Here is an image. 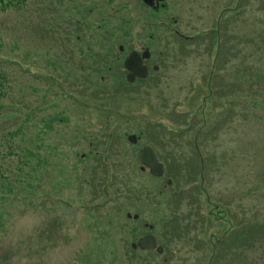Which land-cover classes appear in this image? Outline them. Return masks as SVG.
Wrapping results in <instances>:
<instances>
[{"label": "rangeland", "instance_id": "obj_1", "mask_svg": "<svg viewBox=\"0 0 264 264\" xmlns=\"http://www.w3.org/2000/svg\"><path fill=\"white\" fill-rule=\"evenodd\" d=\"M78 21L88 24L80 33ZM147 49L151 76L123 91L126 57ZM0 63L22 82L24 107L34 87L43 92L50 83L47 115L71 109L52 131L39 119L55 169L36 165L28 177L13 176L0 203V264H167L171 256L190 263L195 253H167L161 241L175 189L197 202L187 224L209 222L199 227L201 249L245 212L264 219L256 210L264 209V0H155L153 7L143 0H35L0 15ZM116 87L120 95L104 102ZM55 92L74 96L73 105L50 110ZM1 121L0 134L15 128ZM26 136L37 135L31 129ZM146 145L158 151L163 176L141 164ZM113 153L126 165L121 172ZM98 157L110 176L127 174L136 190L151 192L102 193L99 178L91 182L94 169L99 176L103 170ZM148 234L157 238L154 250L138 245Z\"/></svg>", "mask_w": 264, "mask_h": 264}, {"label": "trees", "instance_id": "obj_2", "mask_svg": "<svg viewBox=\"0 0 264 264\" xmlns=\"http://www.w3.org/2000/svg\"><path fill=\"white\" fill-rule=\"evenodd\" d=\"M31 1L35 0H0V15L16 9H27ZM75 24L77 28L79 27L78 33H80L84 27L88 26L85 21H78L75 22ZM226 33L227 32H225V34ZM27 85L30 86L29 82H27ZM130 87L133 88L135 86L129 83H126V85L122 84L123 91ZM22 88V82L17 81L13 71L0 63V123L2 122L1 120H8L5 123L13 121L14 123H12L10 127L12 125L15 127L9 129V131L5 133L1 132L0 134V203L6 198L5 193H10L13 190V176L24 174V178L25 175L28 177L30 175V172L27 171L28 167L34 173L33 168H36V165L37 170L39 167V169L44 172H46L50 166L55 169L56 165L50 161V155H48L49 151L46 150V144L43 143V139L46 138V131L39 134V123L42 118L40 124H42L43 129L52 131L55 125L59 126L60 123L68 120L67 112L71 110L69 106H62L60 112L47 115L45 106H49V102L51 101L46 102L47 99H49L47 96L49 93H46V91L52 89L50 83H48L47 87H44L43 92L41 90L39 91L38 85L34 87L33 89L36 95L33 98H29L32 105L24 107L21 103L22 97L26 95H21V91H23ZM105 92L106 98L102 99L104 102L115 101V97L120 95V91L117 87L113 90L107 89ZM50 94L52 93L50 92ZM37 96H39V98H37ZM55 97H57L58 101L51 104L52 107L50 110L60 107L62 101H64L63 103L69 102L73 105L74 96H68L63 92H55ZM78 101L79 100H75L74 108L76 109L81 105ZM23 111L25 120L20 118V113ZM35 128H37L36 132H34ZM31 129H33V133L37 136L28 138L26 135H29ZM105 137L106 140L109 141L113 139V137H110L108 134ZM14 138L15 140L13 141L12 139ZM152 140L153 137L149 141L152 142ZM110 147L113 148V146ZM117 154L118 153H113V155L109 156L111 157L110 159L115 161V173L116 171L121 172L122 167L126 168V165H123L124 162L118 159ZM96 160L97 162L99 160L103 170L100 171L101 176H99L96 169H94L91 182L94 184L98 177L101 181L99 187L102 193L106 192V190H103L104 187L118 188L116 192L115 189L110 192H112V194L121 193L123 196L125 195V198L133 194L142 196L151 192L147 187L145 189L139 188L136 190V187L133 186V181H131L127 174H121L120 179L118 176L114 175L115 173L110 176L107 166H103L102 157H98ZM199 165L200 174L204 175V164H202V166L201 164ZM97 169H100L99 165H97ZM123 173L126 172L123 171ZM172 181H175V179ZM183 191L185 190L181 189L177 192L175 189L173 192V197L178 202H175V204L172 202L169 203L174 207V213L172 212L169 218L164 222L161 241L167 253L172 251L171 253L173 254V252L177 250L180 257H182L181 253L185 247L186 250H190L193 254L195 253V258L190 259V263L189 260L186 261L183 258H179L178 263H176L177 261L171 256L170 262H167V264H173L174 262L175 264H179L181 260H183L181 264H232L233 259H237L239 264H259L257 259L261 258V254L258 252H264V219H260V213H254L251 214L250 217H247L245 212L244 220L240 221L238 225H232V228H229L230 230L228 229L226 232L222 233L217 242H207L201 249L200 245L195 244V242L199 240L198 237H200L201 233V231L199 232V227H204L206 224H209V222L205 220V218L200 220V218L196 217L198 221L195 222V225L192 226L187 224V222L192 221L194 217L192 212L196 211L197 202L189 200V196L183 194ZM112 194L110 193V196H112ZM256 210H259V212L264 211V209L261 210V208ZM185 211L187 212V216L184 214ZM183 224L185 226H183ZM198 251L206 253V256L202 259H198L199 257L196 255ZM130 252L133 254V249Z\"/></svg>", "mask_w": 264, "mask_h": 264}, {"label": "water", "instance_id": "obj_3", "mask_svg": "<svg viewBox=\"0 0 264 264\" xmlns=\"http://www.w3.org/2000/svg\"><path fill=\"white\" fill-rule=\"evenodd\" d=\"M144 2L149 5L153 6L155 0H144ZM150 57V51L146 50L142 54L138 51H133L125 60V67L130 71L128 74V80L130 82H134L135 79L138 78H147L149 75V68L148 66L144 65V59H148ZM137 136L132 135L129 137V141L132 143L137 142ZM140 159L144 167H148L150 172L155 176H162L164 174V165L159 161V158L150 145H146L142 148L140 152ZM138 245L142 249H149L153 250L157 247L156 238L153 235H149L143 237L139 240Z\"/></svg>", "mask_w": 264, "mask_h": 264}, {"label": "flooded vegetation", "instance_id": "obj_4", "mask_svg": "<svg viewBox=\"0 0 264 264\" xmlns=\"http://www.w3.org/2000/svg\"><path fill=\"white\" fill-rule=\"evenodd\" d=\"M225 10V9H224ZM177 34H180V32H178ZM186 37H188V36H186ZM139 52H143V51H139ZM151 57H152V55H151ZM147 62V59H145L144 60V62H143V64L144 65H147L148 67H149V65L146 63ZM153 70H157V69H159V67L157 66V65H155L153 68H152ZM149 70H150V72H149V76H148V78L151 76V68L149 67ZM127 71V75H126V79H127V77H128V74H129V71L128 70H126ZM147 78V79H148ZM147 79H142V78H136L135 79V81H134V83H138V82H146L147 81Z\"/></svg>", "mask_w": 264, "mask_h": 264}]
</instances>
